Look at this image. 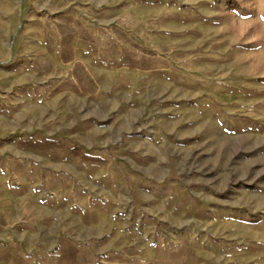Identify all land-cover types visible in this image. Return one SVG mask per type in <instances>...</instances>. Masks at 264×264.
<instances>
[{"label":"rangeland","instance_id":"374dc122","mask_svg":"<svg viewBox=\"0 0 264 264\" xmlns=\"http://www.w3.org/2000/svg\"><path fill=\"white\" fill-rule=\"evenodd\" d=\"M0 264H264V0H0Z\"/></svg>","mask_w":264,"mask_h":264},{"label":"trees","instance_id":"16d2710c","mask_svg":"<svg viewBox=\"0 0 264 264\" xmlns=\"http://www.w3.org/2000/svg\"><path fill=\"white\" fill-rule=\"evenodd\" d=\"M24 146L28 148H35V149H53V148H62L63 145L60 142L57 141H51V140H28L25 143H23ZM72 154L78 157H82L85 160H91L94 162H105L104 159L101 158H92V157H85L82 155L81 150L79 148H74L71 150Z\"/></svg>","mask_w":264,"mask_h":264}]
</instances>
